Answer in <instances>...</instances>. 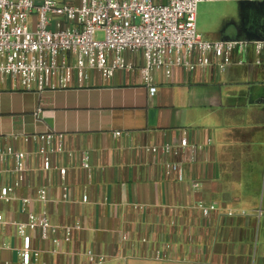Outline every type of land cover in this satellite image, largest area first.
<instances>
[{"label": "crops", "instance_id": "crops-1", "mask_svg": "<svg viewBox=\"0 0 264 264\" xmlns=\"http://www.w3.org/2000/svg\"><path fill=\"white\" fill-rule=\"evenodd\" d=\"M248 33L264 39V12ZM241 59L220 73H156L152 96L139 72L126 70L108 80L92 72L85 82L71 78L68 87L41 93L0 85V150L27 155L24 183L0 200L7 222L0 264L17 260L12 224L25 218L23 199L57 226H81L57 254L36 242L46 264H88L86 250L103 264H264V60L256 65L251 52ZM133 61L141 64L139 55ZM49 132L62 135L63 153L43 172L37 143L22 136ZM182 139L193 153L179 147ZM165 143L168 155L145 151ZM165 162L181 166V182L164 174ZM11 167L0 156V189L11 185ZM198 203L216 209L204 218ZM156 251L165 258L153 259Z\"/></svg>", "mask_w": 264, "mask_h": 264}, {"label": "built area", "instance_id": "built-area-1", "mask_svg": "<svg viewBox=\"0 0 264 264\" xmlns=\"http://www.w3.org/2000/svg\"><path fill=\"white\" fill-rule=\"evenodd\" d=\"M219 1L231 0H79L77 4L0 0V85L8 83L12 88L41 93L66 88L71 78L85 82L92 72L108 80L117 71L126 70L138 71L152 96L156 92V73L165 78L178 68L189 72L207 68L220 73L234 62L242 65L241 57L249 52L255 56V64H261L264 39L208 41L196 31L198 4ZM136 55L141 59L139 66L133 61ZM22 140L37 143L35 153L41 171L56 168L52 158L63 153L61 134L23 135ZM179 147L189 148L191 153L195 150L186 139L180 141ZM145 151L168 155L172 146L165 143L146 147ZM0 156L11 161L10 173L14 176L10 186L0 189V200H4L10 189L24 183L27 155L7 146L0 150ZM80 165L89 169L87 153L81 154ZM163 169L166 176L173 174L178 182L183 180L179 164L165 162ZM36 200L44 201L41 189L37 190ZM86 200L83 196L82 201ZM30 203L28 199L21 200L25 218L12 224L18 239L17 260L4 264H46L36 242L50 243L48 253L57 254L81 230L77 223L63 227L53 224L45 211L33 212ZM197 208L204 218L216 209L202 203ZM6 225L0 213V234ZM1 247L7 248L4 244ZM85 257L88 264L105 261L91 250L85 251ZM164 258L159 251L153 254L155 260Z\"/></svg>", "mask_w": 264, "mask_h": 264}, {"label": "rangeland", "instance_id": "rangeland-1", "mask_svg": "<svg viewBox=\"0 0 264 264\" xmlns=\"http://www.w3.org/2000/svg\"><path fill=\"white\" fill-rule=\"evenodd\" d=\"M264 1L231 0L199 3L196 10V31L219 41H252L248 28H253ZM100 37V34H99Z\"/></svg>", "mask_w": 264, "mask_h": 264}]
</instances>
